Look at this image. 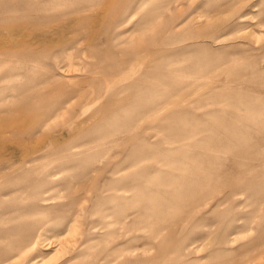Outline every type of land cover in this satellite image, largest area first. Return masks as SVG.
Segmentation results:
<instances>
[{
  "label": "rangeland",
  "instance_id": "obj_1",
  "mask_svg": "<svg viewBox=\"0 0 264 264\" xmlns=\"http://www.w3.org/2000/svg\"><path fill=\"white\" fill-rule=\"evenodd\" d=\"M15 142L47 156L0 178V258L264 264V0H0V167Z\"/></svg>",
  "mask_w": 264,
  "mask_h": 264
},
{
  "label": "bare ground",
  "instance_id": "obj_2",
  "mask_svg": "<svg viewBox=\"0 0 264 264\" xmlns=\"http://www.w3.org/2000/svg\"><path fill=\"white\" fill-rule=\"evenodd\" d=\"M180 0H175V2H176V4L179 2ZM168 6H169V4H168ZM171 6V5H170ZM172 6H173V4H172ZM177 8V7H176ZM180 8H181V5H180V7L177 9V12H179L178 10H180ZM175 10V9H174ZM170 11H171V9H170ZM169 11V12H170ZM176 11V10H175ZM177 12H176V14H177ZM170 14V13H169ZM171 14H172V12H171ZM174 14V13H173ZM117 16V15H116ZM171 16V15H170ZM182 17V16H181ZM241 17V16H240ZM241 18H243V17H241ZM244 18H245V16H244ZM76 20H78V18L76 19ZM85 22V21H84ZM125 21L124 20H120L119 21V25L121 26L122 25V23H124ZM82 24V23H81ZM178 27V26H177ZM168 28H170V27H168ZM69 30V29H68ZM244 30V29H243ZM166 31V30H165ZM200 38V37H199ZM195 41V40H194ZM197 41H199V40H197ZM192 42V41H191ZM49 45H47V49H49L50 48V43H48ZM7 46H9L8 44H7ZM4 47H6V46H4ZM164 48V47H163ZM159 51V50H158ZM144 53H147V52H144ZM157 53H160V52H157ZM161 54V53H160ZM143 55V54H142ZM146 55V54H145ZM141 57V56H140ZM154 57V56H153ZM178 73V72H177ZM52 75V74H51ZM54 75V74H53ZM166 81V80H165ZM64 86H65V84L64 85H57V86H53L51 89H50V93H48V95H52V94H61L62 93V91H63V89H64ZM164 86V85H163ZM70 94V93H69ZM61 95H63V94H61ZM40 96L41 95H37L36 93H34L31 97H29V98H40ZM65 97H67V95H63V99L62 100H59V101H57V102H55L54 104H52V106H54V107H61V105L64 103V102H66V99H65ZM71 96H69L68 98L69 99H71L70 98ZM118 104H119V101L118 102H114V101H109V100H106L104 103H102L100 106H99V110L97 111V112H94V113H92L91 115H89L88 116V120H87V124H92L96 119L98 120V119H100V120H103V119H105L106 117H108L109 115H111V113L115 110V106H118ZM39 110H43V108L41 107V106H39ZM38 110V111H39ZM9 113H14L13 111H8ZM50 121H47L46 123H49ZM51 123V122H50ZM25 126H23V128H24ZM142 130H144V129H142ZM144 131H146V130H144ZM148 131V130H147ZM25 132H27L28 133V135H32L34 132H35V129H29V131H25ZM24 132V133H25ZM149 132V131H148ZM18 133V132H17ZM63 133V132H62ZM61 133V134H62ZM22 134V133H21ZM149 140V139H148ZM52 142H57V141H55V140H52L49 144H51ZM48 144V145H49ZM9 145V144H8ZM54 145V144H53ZM56 146V145H55ZM6 147V145L4 146V148ZM46 147H49V146H46L45 145V147H44V149H42V150H46ZM8 148V147H7ZM11 149V150H10ZM10 149H7V153H11V152H13L12 154H7L8 156L7 157H5L6 158V160H7V163L4 165V166H2V167H0V178L1 177H3V176H6L7 174H9L10 172H11V170L13 169V167L15 166V162L17 161L20 165H22V166H24V167H26V168H32V165H31V163H36L38 160H40L41 158H44V157H46L47 155H45V153H42V154H37V155H16L15 153H14V151L15 150H21V147H20V143L19 142H15V144H13L12 146H11V148ZM10 150V151H9ZM72 150V149H71ZM70 152V151H69ZM1 154H4V153H1ZM67 154V153H66ZM83 154V153H82ZM53 155V154H52ZM3 156V155H2ZM4 157V156H3ZM18 164V165H19ZM28 166H31V167H28ZM47 168V167H46ZM18 169V168H17ZM22 169V168H21ZM33 170V169H32ZM99 170V169H98ZM93 171V170H92ZM15 172V171H14ZM18 172V171H17ZM23 173V172H22ZM93 173V172H92ZM120 172H119V170H113V171H111V174H119ZM91 174V173H90ZM95 174V173H94ZM12 175V174H11ZM59 175V174H58ZM57 175V176H58ZM88 175V174H87ZM113 175H111V176H113ZM219 175V174H218ZM18 176V175H17ZM55 176V175H54ZM98 176V175H97ZM54 178V177H53ZM15 179V178H14ZM55 179V178H54ZM91 179V178H90ZM8 180H10V179H8ZM96 181V180H95ZM240 182H242V181H240ZM97 183V182H96ZM100 183V182H99ZM32 184V183H31ZM7 185V184H6ZM76 186H78V188H79V190H83V191H86V192H84L83 193V195H82V198L84 199V200H90V196H88L89 194H88V190H87V188H88V185H87V183H85V182H80V183H78L77 182V184H75ZM94 185H96V184H94ZM56 187V186H55ZM116 188H114V189H112V192H113V194L112 195H108V196H103L102 198L103 199H105V200H114V198L116 197ZM103 191V185L101 184L97 189H96V193H101ZM1 192H3V189L1 190ZM5 192V191H4ZM3 192V194H5ZM26 192V191H25ZM103 194V193H102ZM45 196V195H44ZM92 196V195H91ZM94 196V195H93ZM19 199H21V198H19ZM41 200H44V198H41ZM46 200V199H45ZM82 200V199H81ZM49 202V201H48ZM84 203H85V201H83ZM45 203V202H44ZM80 206H81V204H80ZM83 206V205H82ZM88 207V206H87ZM82 209V208H81ZM80 209V210H81ZM82 213V212H81ZM163 220V219H162ZM159 221V220H158ZM79 228H80V226H79ZM83 228V227H82ZM96 228H98V227H96ZM74 230V225H72V224H70L69 226H67L66 228H65V230L61 233V234H59V235H57V238H56V241H57V243L55 244V245H57L58 246V248H59V250L60 251H64V249H62V248H64L65 247V245L67 244V243H69L70 241L71 242H73L74 240H70V238L71 237H73L74 235H76L77 234V232H75V234L74 235H72L70 238H67L69 235H67V233H69L70 232V230ZM92 229V228H91ZM94 229V228H93ZM75 230L76 231H79V229L78 228H75ZM95 230V229H94ZM96 231V230H95ZM85 232V231H84ZM62 234L64 235H67L66 237H65V241H66V243H65V241H60V239H59V237L60 236H62ZM72 234V233H71ZM70 234V235H71ZM82 234V233H81ZM81 234H79V235H81ZM231 235H233V234H231ZM77 236V235H76ZM76 236H74V238L76 237ZM82 236V235H81ZM83 237V236H82ZM39 239H41L40 241H39ZM69 239V241H67ZM94 239V238H93ZM92 239V240H93ZM47 240V238H44V236L43 237H41V236H39V234H38V236L36 235L34 238H32L31 240H29L28 242H26V243H23V244H21V245H19V246H17L16 247V249H15V251H14V253H12V254H9V255H7L6 257H4V258H0V264H34L35 263V261L34 260H31V259H28V260H26V258H27V256L32 252V251H34L35 249H36V246H38V242L37 241H39V245H40V247H45V249L46 248H48L49 246L48 245H50V244H52V243H50L49 244V242H48V240H47V243L46 242H44V241H46ZM50 240V239H49ZM52 240H54V239H51V242H53ZM78 240V239H77ZM75 242H76V240H75ZM74 242V244H75V246H74V248L76 247V248H82L83 247V244L81 243V244H79L78 243V241H77V245H76V243ZM44 243V244H43ZM63 244H64V247H63ZM70 244V243H69ZM72 244V243H71ZM71 244L69 245V246H71ZM202 245V244H201ZM200 246V245H199ZM67 247H68V245H67ZM73 247V246H72ZM71 248V247H70ZM62 249V250H61ZM66 247H65V252H66ZM199 250H201L200 248H198V251ZM70 251V250H69ZM73 251H74V249H73ZM64 252V253H65ZM71 252V251H70ZM69 252V253H70ZM63 253V254H64ZM114 253H115V249L113 248V249H111L110 251H109V253L108 254H106V255H108V256H100L98 259H97V264H111V263H115L117 260H118V256H114ZM63 254L61 255V257L63 256ZM68 256V255H67ZM81 256V255H80ZM71 258H73V256L72 257H70L67 261H69ZM248 259H249V257H247ZM247 259V260H248ZM71 261V260H70ZM66 262V261H65ZM240 262V261H239ZM246 261H243L242 263L244 264ZM241 263V262H240Z\"/></svg>",
  "mask_w": 264,
  "mask_h": 264
}]
</instances>
